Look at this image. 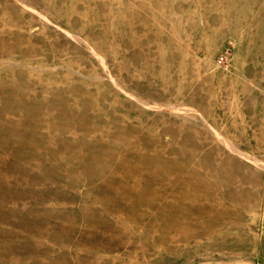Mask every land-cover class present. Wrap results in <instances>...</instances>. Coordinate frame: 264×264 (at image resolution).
I'll return each instance as SVG.
<instances>
[{
    "label": "rangeland",
    "instance_id": "1",
    "mask_svg": "<svg viewBox=\"0 0 264 264\" xmlns=\"http://www.w3.org/2000/svg\"><path fill=\"white\" fill-rule=\"evenodd\" d=\"M263 246L264 0H0V264Z\"/></svg>",
    "mask_w": 264,
    "mask_h": 264
},
{
    "label": "crops",
    "instance_id": "2",
    "mask_svg": "<svg viewBox=\"0 0 264 264\" xmlns=\"http://www.w3.org/2000/svg\"><path fill=\"white\" fill-rule=\"evenodd\" d=\"M260 256L257 259V264H264V246L260 250Z\"/></svg>",
    "mask_w": 264,
    "mask_h": 264
},
{
    "label": "bare ground",
    "instance_id": "3",
    "mask_svg": "<svg viewBox=\"0 0 264 264\" xmlns=\"http://www.w3.org/2000/svg\"><path fill=\"white\" fill-rule=\"evenodd\" d=\"M188 93V92H187Z\"/></svg>",
    "mask_w": 264,
    "mask_h": 264
}]
</instances>
